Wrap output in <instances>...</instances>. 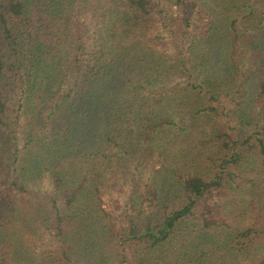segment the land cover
I'll return each mask as SVG.
<instances>
[{"label": "trees", "instance_id": "obj_1", "mask_svg": "<svg viewBox=\"0 0 264 264\" xmlns=\"http://www.w3.org/2000/svg\"><path fill=\"white\" fill-rule=\"evenodd\" d=\"M0 264H264V0H0Z\"/></svg>", "mask_w": 264, "mask_h": 264}]
</instances>
